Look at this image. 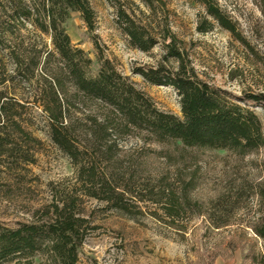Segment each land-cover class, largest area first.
Listing matches in <instances>:
<instances>
[{
    "label": "rangeland",
    "instance_id": "374dc122",
    "mask_svg": "<svg viewBox=\"0 0 264 264\" xmlns=\"http://www.w3.org/2000/svg\"><path fill=\"white\" fill-rule=\"evenodd\" d=\"M18 2L0 0V97L21 130L5 129L12 135L0 145V226L48 222L62 216V202L72 198L85 227L78 264H251L245 258L264 254V240L252 231L264 225V147L241 154L156 143L121 125L108 108L71 91L57 58L44 73L41 53L53 52L50 38L9 18ZM88 2L94 30L77 13L65 30L91 61L89 76L97 73L99 55L157 109L181 119L171 88L132 74L156 66L163 54L160 46L143 53L128 45L117 13H132L155 32L167 28L195 76L253 112L264 137V0H216L232 31L215 24L195 0H158L153 16L141 0ZM203 20L212 27L199 33ZM51 79L63 85L77 165L50 139L44 108L52 106ZM107 191L122 209L106 200ZM42 258L31 264H51Z\"/></svg>",
    "mask_w": 264,
    "mask_h": 264
},
{
    "label": "trees",
    "instance_id": "16d2710c",
    "mask_svg": "<svg viewBox=\"0 0 264 264\" xmlns=\"http://www.w3.org/2000/svg\"><path fill=\"white\" fill-rule=\"evenodd\" d=\"M141 1L153 16V5L158 0ZM195 1L215 24L232 31L228 18L216 0ZM73 13L80 15L89 32L94 30V13L88 0H19L9 18L29 23L36 32L49 36L53 52L41 53L44 56V73H48L51 60L57 58L58 72L75 95L105 106L121 125L144 132L156 143L176 141L189 148L236 151L241 154L264 147L262 128L256 115L229 101L221 90L200 81L187 64L179 42L167 28L155 32L156 28L143 23L132 13L123 10L117 13V25L127 38L128 45L143 53L160 46L163 53L156 66L137 67L132 74L149 85L171 88L179 99L181 119L157 109L149 96L99 55L97 73L89 76L91 61L83 51L71 45L66 34L65 24ZM211 27L203 20L197 31L206 33ZM16 73L21 74L19 69ZM49 89L52 106L51 109L44 108V111L48 114L50 139L73 165H77L78 150L70 132L69 107L62 99L65 93L63 85L59 80L51 79ZM5 129L15 135L21 133L13 118L8 116L0 97V145L5 141V136L12 135L6 134ZM79 173L86 178L85 181L92 180L88 170H80ZM87 182L80 181L81 184ZM110 194L105 192L106 200L122 209ZM88 196L95 197V194ZM62 205L63 215L48 222L24 224L14 230L0 226V263L15 261V264H31L35 259L44 257L42 259L51 264H78V250L85 232L84 221L74 212L72 198L64 200ZM252 231L256 237L264 240V225ZM245 259L251 264H264V254Z\"/></svg>",
    "mask_w": 264,
    "mask_h": 264
}]
</instances>
